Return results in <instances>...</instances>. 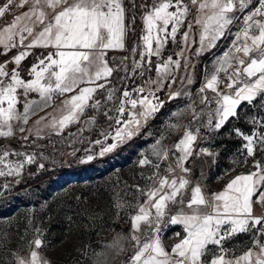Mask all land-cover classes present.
Instances as JSON below:
<instances>
[{
    "label": "snow or ice",
    "instance_id": "6c2138e0",
    "mask_svg": "<svg viewBox=\"0 0 264 264\" xmlns=\"http://www.w3.org/2000/svg\"><path fill=\"white\" fill-rule=\"evenodd\" d=\"M29 0H20L15 4L14 0H6L0 5V18L11 8H22ZM132 10H135V0H129ZM193 5L199 3L198 12L203 16L197 17L195 23L200 25L199 48L196 55L216 46L217 41L225 36L230 26L240 20L236 12L243 14L241 27L233 34L231 46L222 56L218 57L214 64V71L206 75L205 82L199 89L200 102L204 105L214 104V108L207 111H196L188 106L173 116L179 117L185 111H191L193 122L199 121L201 116L207 115V121L203 127L213 131L220 130L230 118L237 116V109L243 103L252 104L254 100L264 96V0H191ZM43 5L53 10L49 19L48 13L41 6V0H32L31 8L20 16H15L11 24L0 31V45L3 50L0 54L6 55L13 48L22 47L12 58L16 65L9 73L8 61L0 63V137L13 135L12 121L23 120L25 123L34 109L47 107L54 95L73 93L65 100L66 114L58 120H52V127L63 131L69 124L77 123L88 108L99 109L101 103L94 100V94L107 87L108 78L112 76L114 69L109 66L106 59L107 50H127L125 40L131 32L136 35L137 17L126 14L124 0H43ZM144 13L139 19L143 27L139 29L140 35L137 43L129 50V56L124 57L123 71L127 74L129 63L131 75L143 77L153 67L152 57H157L155 70L157 78L149 77L148 87L137 86L132 90L125 88L119 98L118 104L102 113L108 121L109 131L102 133L103 139L94 141L101 146L98 155L114 151L117 147L138 135L140 129L152 119L164 106L157 93L164 87L166 81L175 82L174 72L181 67V59L184 60L185 71L189 68L188 58L184 56V49L176 53L177 59L168 56L160 59L164 46L171 40L176 43L177 33L185 23L189 14V8L183 0H159L152 4H142ZM56 9H59L56 11ZM174 9V10H170ZM250 9V10H248ZM248 10V11H246ZM22 21H34L44 25L42 30L35 34L31 42L25 44L27 36L33 34V27ZM171 26V27H169ZM192 24L188 25V31L183 32L182 42L185 49L190 43ZM18 37V40H17ZM34 47L53 48L43 59L29 68L31 79L21 78L18 71L21 62L29 56L30 49ZM248 58L241 59L239 54ZM139 56V59L136 57ZM236 65L234 73L229 70ZM227 77L226 90L221 92L219 85L223 83L220 75ZM233 75L236 77L233 79ZM5 78H8L7 80ZM104 83H98L99 81ZM188 83L192 80L189 77ZM94 85V86H81ZM211 91L214 95L209 98L205 93ZM30 93H37L40 99L26 100L23 105V113L17 111L21 95L28 97ZM180 92L170 93L169 100L176 99ZM188 95V93H185ZM115 99V89H108L107 100ZM6 105V106H5ZM112 112V115L108 113ZM43 119V118H42ZM95 117L85 120L84 123L94 124ZM264 122V117L258 121L251 119L254 125ZM170 129L179 130L180 125L169 124ZM185 130L179 141L172 149L162 144L163 135L151 146V154L158 161L167 160L169 152H179L176 157V165L185 175L190 169L184 167L185 162L193 155L194 145L200 135V127L195 130L191 126H184ZM7 129L6 131L3 129ZM20 131H24L23 128ZM83 131V129H81ZM238 137L245 143L242 148L248 157L255 155L258 146H264V133L252 131L245 134L240 129H233ZM23 139L27 140V137ZM111 139L112 143L107 141ZM264 150V148H261ZM213 155L207 149H200L197 155ZM10 153L3 150L0 154V165L7 171L0 170V176H19L24 164L34 161L33 155H27L21 162L7 161ZM16 156H24L23 153H14ZM94 159L93 155H87L86 162ZM141 166H151L156 171L148 177L149 183L145 188L137 186V192L144 197V203L136 205H121L117 207H134L136 214L131 216L132 232L130 239L134 241L135 255L131 257L130 264H203L202 258L208 253L210 245L218 247V254L212 256L208 264H264V216H254V203L264 206V164L256 161L254 171L247 174L236 175L224 189L214 193L211 198H206L201 187L197 184L191 188V196L187 201V207L191 214H185L182 210L171 216L169 223L180 224L186 233L171 248V254L165 249L160 239V224L167 215V208L171 204H185L183 193L191 183L185 175L177 178L175 169L169 166L167 171L171 174L161 176L160 164L153 163L143 155L139 161ZM43 168V165H40ZM7 187V186H5ZM202 208H211V212L202 213ZM142 224L149 226V231L144 233V240L139 233ZM155 225V227H152ZM239 233L253 234V247L260 249L254 253L252 249L244 252L235 260L227 259V250L223 242ZM179 236V233H177ZM34 249L42 246V240L33 241ZM253 257L255 259L253 260ZM16 264H42L38 251L32 250L29 258L15 256ZM47 264V262H43Z\"/></svg>",
    "mask_w": 264,
    "mask_h": 264
},
{
    "label": "rangeland",
    "instance_id": "374dc122",
    "mask_svg": "<svg viewBox=\"0 0 264 264\" xmlns=\"http://www.w3.org/2000/svg\"><path fill=\"white\" fill-rule=\"evenodd\" d=\"M127 1L129 2L124 0L126 14L130 17L132 9H127ZM139 1L152 4L154 0ZM186 3L189 14L185 31H188V25L192 24L189 40L190 42L195 40V43H190L186 49L184 44L178 46V53L182 49L184 53L187 52L186 57L190 66L185 71L184 60L181 59V67L174 72L175 82L171 83L170 87L180 83L181 80L191 78L197 63L193 53H196L199 48L200 25H197L195 21L198 15L202 17L204 13L198 12L199 3L193 5L191 0ZM143 13L144 9L141 15ZM228 38V36L224 38L219 48L225 46ZM126 49L125 53L114 56L112 64L117 70L107 82V87L100 89L95 94L94 100L89 102L91 104L95 100L100 101L101 107L98 110L88 108L79 122L67 126V129L63 131L52 127V120L55 117L50 115L43 121L45 126L42 125L43 128L40 131L34 130L35 126H33L34 129L22 132L20 129L25 126L17 124L12 136L0 137V154L3 150H8L10 153L5 163L21 162L27 155L34 156L33 163H25L19 176H0V264H16L15 256L27 259L32 250L38 251L42 264L43 262L47 264H130L135 251L134 241L130 239L133 234L131 216L136 214V209L117 207V202L119 201L121 205L133 206L144 203L145 198L137 192L136 188L137 186L145 188L149 183L147 178L156 169L151 166H141L140 159L143 155H147L153 163H159L161 176L171 178L173 174L167 171L169 166L175 169L174 175L177 178L185 175L179 172L180 169L173 156L169 155L167 160L158 161L151 154V146L162 135L167 138L171 134L167 126L162 124L161 118L153 121L150 119L145 126V131L132 143L126 145L123 143L104 156L98 155L101 146L94 141L103 139L102 133L109 131L111 123L102 113L118 104L125 88L132 90L148 82L149 77L152 79V71L158 59L152 58V70L143 77L139 76L138 72L134 76L131 75L130 63L126 74L123 71V63L128 62L123 61V58L129 56L131 48ZM169 50H172V47ZM136 59H139V56ZM223 76V74L220 75L221 81ZM224 77L225 81L219 85L221 91L226 90L227 77ZM169 83L170 81H166L165 86H169ZM108 89H115V99L112 101L107 100ZM162 95L165 98L169 96V93L163 91ZM162 101L164 106L168 103V100ZM210 107L214 108L215 105L211 104ZM259 111L264 114V105ZM108 114L113 113L109 111ZM92 117H95L94 124L84 123ZM188 120H185L184 125L177 130L178 133L174 139L162 140L164 147L173 148L182 137L184 126H189ZM241 125L248 130L252 126L247 121H242ZM225 129L228 133L231 132L228 126ZM163 130L169 134H162ZM206 133L208 134V131ZM24 137H27V140L23 139ZM107 143L111 144L112 140L109 139ZM261 148L264 146L257 147L254 156L256 160L254 159L250 164L248 161V165L245 164L246 167L255 170L253 166L256 161L264 164V150ZM17 152L25 155L18 157L14 155ZM240 152H243V148ZM87 155H93L94 159L86 162ZM201 160L191 158L187 165L189 167L197 163L201 165L205 159ZM40 165H43V168ZM248 169L244 170L248 171ZM0 170L7 171V168L0 165ZM193 176V173L189 172L185 178L191 182ZM188 193L189 188L183 193L184 201ZM183 207H186V204L169 203L167 211L172 213ZM259 209L264 212V206H259ZM166 217L167 215L162 220L160 228L168 226ZM141 229L143 232H148L149 226L142 224ZM37 238L42 240V246L34 249L33 241ZM231 240L240 241L237 243L238 246L228 247L229 252L232 251L233 254L243 253L249 249L260 251L259 248L251 246L252 233H239L230 237L229 241ZM236 247L238 249L234 250Z\"/></svg>",
    "mask_w": 264,
    "mask_h": 264
},
{
    "label": "crops",
    "instance_id": "0c3cea01",
    "mask_svg": "<svg viewBox=\"0 0 264 264\" xmlns=\"http://www.w3.org/2000/svg\"><path fill=\"white\" fill-rule=\"evenodd\" d=\"M4 2H6V0H2V3L0 5H2ZM155 2L158 3L159 0H155ZM14 3L19 4L20 0H14ZM183 3L187 5L186 0H183ZM31 6H32V0H29V3L26 4L24 7L22 8L13 7L11 8L10 11L6 12L4 17L0 18V31H2L7 25L11 24L15 16L22 15L23 13L28 11L31 8ZM41 6L43 10L48 13V17L50 19L51 16L53 15V10L45 7L43 5V0H41ZM58 10L59 9H56V11ZM170 10H174V9H170ZM235 15L239 16L240 20L233 23L234 27H232L233 25L230 26L229 30L225 33V36L221 38L219 41H217L216 46L214 48H211L210 50H206L200 55H196V53H193V56L194 58H196L197 63H196V67L193 68V71L191 73L192 83L189 84L188 79L181 80L180 83L170 88L168 85L166 86L164 85V87L157 93L160 100H165V101L168 100V103L165 106H163L160 109V111L151 120L153 121V120H158V118H161L162 124L167 126V130L169 131V133L171 132V134L168 135V137L164 139H166L167 141H170L171 139H174L176 134L178 133V131L174 129L170 131L171 129L168 127L169 124L178 123L181 127V125H184L185 120L189 119L188 120L189 125L192 126L191 128L193 130H195V128L198 126L200 127V135L198 136L197 141L195 142L193 155L189 157V159L184 164V167L189 168L190 172H192L194 175L191 181V184L188 186L189 193L185 198L186 207L178 209L177 211L172 212V213H169L167 211L166 224L168 226L162 227L161 232H160V239L162 241V244L165 247V249L169 252V254H171L172 246L178 243L180 239H182L186 234L183 230L182 225L171 224L169 223V219L171 216L176 215L181 210L185 214H191V209L187 207V201L190 199L192 187L198 184L201 187L205 197L210 199L214 193H218L222 191L224 187L226 186V184L231 179H233L236 175H239L242 173L247 174L249 170L254 171V169H251L246 166L250 164L251 162H253L254 159L256 160V158L254 157L255 155L253 157H248L247 152L245 150H243L244 153L240 152L242 150V146L245 143V141L242 138L235 135V133L233 132V129H240L245 134H249L252 131H255L257 133H264V122L257 124V125H254L253 123H251V119L253 117H255L258 121H260L261 118L264 117V114L260 113L259 111V109L262 108V105H264V96L254 100V102L251 105L248 104L247 102H243L237 109V116L234 118H230L229 121L226 122L225 126H223L218 131H213L208 128H205V129L203 128V124H205L207 121L206 114L201 116L200 120L196 122H193V114L190 110L183 112V114L180 115L179 117L172 115L173 112H178L180 110L185 109L188 106L194 107L197 112L201 110H205L206 112L208 108H211L210 105L206 106L200 102L201 96L199 94V89L204 84L206 75H210L214 71L213 64L215 60L218 57L222 56V54L228 50V48L231 46L232 39L234 38L233 34L238 30L239 27H241V21L243 19V14L240 15L239 12H236ZM187 22H188V16L186 17L185 23L181 27L180 32L177 33L176 43H173L171 40H169V42L164 46L160 59H167L168 56H172L173 59L178 58L176 56V53H178L177 52L178 46H181L183 44L182 36H183V32L185 31L187 27ZM21 23L22 24L28 23L29 26L33 27V34L31 36H28L27 33H25V35L27 36V39L25 40V44L30 43L32 38L35 36V34L41 31L44 26L42 24L35 23L34 21H22ZM142 27H143V24L141 21V28ZM227 36L229 37L228 42L225 43V46H223L222 48H219L224 38H226ZM17 40H18V37H17ZM125 44H126V40H125ZM170 47H172V50H169ZM2 50H3V45H0V52H2ZM23 50L24 49L22 47H17V48H13L10 51H8L6 55L0 54V63H4L6 61L9 62L7 64V70L9 71V73L12 71L13 68L16 67V65L11 62L12 58L15 55H17L20 51H23ZM52 51H55V50L51 47L49 48L34 47L30 49L31 54L27 56L21 62L18 68L21 78L25 80L31 79L32 77L29 75V71H28L30 66L37 63L39 59H43L49 52H52ZM125 51L126 50H113V49L107 50L106 59L109 62V66L115 69V66L112 64L114 60L113 59L114 56L120 55L123 52L125 53ZM186 55L188 54L185 51L184 56L186 57ZM239 56L241 59H245L247 62L248 58L244 57L242 53L239 54ZM152 58H154V60L157 59V57H152ZM235 67L236 65L234 64L232 68L229 70V74L234 73ZM152 73H153L152 79L155 80V78L157 77L155 68H154V71H152ZM113 75H114V72L112 76L108 78L107 82L111 80ZM235 78L236 77L233 75V79ZM5 79L7 80L8 78H5ZM104 82L105 81L101 80L98 83H104ZM141 85L145 87L149 86L147 81L142 83ZM81 86H94V85H81ZM163 91L168 92L169 94L180 92L181 95L178 96L176 99L169 100V96L164 98V96L162 95ZM221 92H224V91H221ZM185 93H188V95H185ZM72 94L73 93H66L64 95H54L51 103L47 107H40L38 109H34L33 112L29 115L26 123L23 120L12 121L11 122L12 129H14L17 124H23L25 126V128H23L24 132L27 129H34L33 126H35L34 130L40 131L43 128L42 125L45 126L43 121L48 119L50 115H52L56 119H59L60 117H62V115L66 114V110H65L63 102L69 99V97ZM205 94L209 98H211V95L213 93L211 91H208ZM39 99L40 97L37 93H30L28 97L26 98L21 95L20 103L17 105V111L19 113H23V105L26 102V100H37L38 101ZM165 107H167V109L164 110ZM236 121H238L240 124H237L238 122ZM242 121L243 122L247 121V123L252 125L250 130L245 129L241 125ZM74 124L75 123H72V124H69L68 126H71ZM145 126L140 129V132L138 135L126 141L125 145L128 143L129 144L132 143L137 137H140L141 134L146 129ZM227 126L230 128L229 130H231V132L229 133L225 129V127ZM260 126H263V127L260 128ZM64 129H67V127ZM207 131L209 135L206 133ZM165 133L166 132L163 130L162 134H165ZM169 133H166V134H169ZM203 136H205L206 138H204ZM204 140L205 142H203ZM214 140H216V142ZM200 149H207V151L212 153L213 155H203V154L197 155ZM172 150L175 151L173 148ZM173 151H170L169 155L173 156L176 160V157L179 156V152H175V155H173ZM200 157L201 159L203 158L205 159L204 163L201 162L202 163L201 165H199V163L195 164L192 167H189L187 165L189 161L191 160V158L192 159L195 158V160L198 159L202 161ZM248 161L250 162L247 164ZM245 168L247 169L249 168L248 171H245L244 170ZM179 172L182 173L181 171ZM259 206L261 205L258 203H254V210H253L254 216L264 215V212H261V210L259 209ZM201 211L202 213L211 212V208H202ZM146 232H143V230L141 229L139 233H136L137 235L140 236L141 241L144 240V233ZM177 233H179V236H177ZM225 242L226 244L228 243L229 246H232V248H234V246L239 245L237 243L240 241H237V240L229 241V239H227L223 243ZM216 248L218 247L215 245L209 246L207 255L202 258L203 264H208V261L212 258V256L218 254L219 251L216 252ZM237 249L238 247H236L234 250H237ZM226 250H227L226 258L231 259V260H235L237 257H239L240 255L244 253V252L243 253L241 252V253L233 254L232 251L229 252L230 250L228 249ZM252 251L254 253H258L255 250H252ZM134 255H135V251L133 253V256ZM173 264H175V257H173Z\"/></svg>",
    "mask_w": 264,
    "mask_h": 264
},
{
    "label": "trees",
    "instance_id": "16d2710c",
    "mask_svg": "<svg viewBox=\"0 0 264 264\" xmlns=\"http://www.w3.org/2000/svg\"><path fill=\"white\" fill-rule=\"evenodd\" d=\"M188 1V0H186ZM2 3V0L0 1V4ZM127 9H132V6L131 4L127 1ZM141 4H144L142 2H140L139 0H135V10L133 11L132 10V15L134 14L136 17H137V21H136V24H137V31H136V35H133L131 32L128 34V37L126 38V45H127V48H131L132 45L134 43H137L138 40H139V35H140V32H139V29L141 28V20L139 19L143 9L140 7Z\"/></svg>",
    "mask_w": 264,
    "mask_h": 264
},
{
    "label": "built area",
    "instance_id": "2783aa9c",
    "mask_svg": "<svg viewBox=\"0 0 264 264\" xmlns=\"http://www.w3.org/2000/svg\"><path fill=\"white\" fill-rule=\"evenodd\" d=\"M225 79H226V78L223 76V77H222V82H224ZM241 234H242V233H241ZM237 235H239V234H237ZM260 239H261V242L264 243V239H263L262 237H261ZM251 246H253V242H252ZM223 247H224V249H228L229 244H228V243L226 244V242H225V243H223ZM218 251H219V249L216 248V252H218Z\"/></svg>",
    "mask_w": 264,
    "mask_h": 264
}]
</instances>
